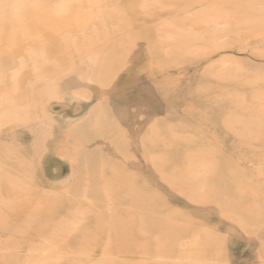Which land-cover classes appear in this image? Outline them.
I'll use <instances>...</instances> for the list:
<instances>
[{"label": "rangeland", "instance_id": "374dc122", "mask_svg": "<svg viewBox=\"0 0 264 264\" xmlns=\"http://www.w3.org/2000/svg\"><path fill=\"white\" fill-rule=\"evenodd\" d=\"M0 264H264V0H0Z\"/></svg>", "mask_w": 264, "mask_h": 264}, {"label": "bare ground", "instance_id": "6f19581e", "mask_svg": "<svg viewBox=\"0 0 264 264\" xmlns=\"http://www.w3.org/2000/svg\"><path fill=\"white\" fill-rule=\"evenodd\" d=\"M197 47H198V46H197ZM184 49H185V48H184ZM234 67H235V66H234ZM236 68H237V67H236ZM236 68H235V69H236ZM188 104H189V103H188ZM191 107H192V106H191ZM191 107H190V108H191ZM191 167H192V166H191ZM188 173H189V172H188ZM192 175H193V173H192ZM163 177H164V176H163ZM174 177H175V176H174ZM174 177H172V179H173ZM163 179H164V178H163ZM196 180H197V179H196ZM196 180H195V182H196ZM193 182H194V181H193ZM171 188H172V187H171ZM174 188H175V187H174ZM176 188H177V187H176ZM172 189H173V188H172ZM209 192H210V191H209ZM209 192H208V193H209ZM211 192H212V191H211ZM184 193H185V192H184ZM208 193H207V194H208ZM187 197H188V194H187ZM189 197H190V196H189ZM189 197H188V199H189ZM190 199H191V198H190ZM191 200H193V199H191ZM196 200H197V201H200V200H198V198H197ZM204 200H205V199H204ZM134 202H135V201H134ZM151 214H152V212H151ZM78 222H79V221H78ZM73 226H74V225H73ZM117 227H118V226H117ZM119 227H120V226H119ZM120 229H121V228H120Z\"/></svg>", "mask_w": 264, "mask_h": 264}]
</instances>
